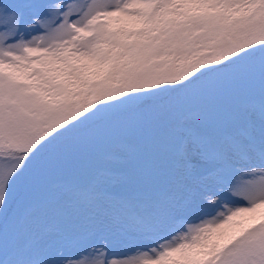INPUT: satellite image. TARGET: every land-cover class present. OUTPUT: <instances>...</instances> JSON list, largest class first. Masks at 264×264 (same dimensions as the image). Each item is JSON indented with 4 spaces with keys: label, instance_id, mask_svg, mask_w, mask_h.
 Segmentation results:
<instances>
[{
    "label": "snow or ice",
    "instance_id": "6c2138e0",
    "mask_svg": "<svg viewBox=\"0 0 264 264\" xmlns=\"http://www.w3.org/2000/svg\"><path fill=\"white\" fill-rule=\"evenodd\" d=\"M0 264H264V0H0Z\"/></svg>",
    "mask_w": 264,
    "mask_h": 264
},
{
    "label": "rangeland",
    "instance_id": "374dc122",
    "mask_svg": "<svg viewBox=\"0 0 264 264\" xmlns=\"http://www.w3.org/2000/svg\"><path fill=\"white\" fill-rule=\"evenodd\" d=\"M121 250L124 251V252H131V251H133V248H132L131 245H128L126 247H122Z\"/></svg>",
    "mask_w": 264,
    "mask_h": 264
}]
</instances>
